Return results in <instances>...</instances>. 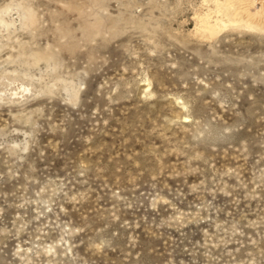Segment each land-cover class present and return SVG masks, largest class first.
Returning a JSON list of instances; mask_svg holds the SVG:
<instances>
[{
  "label": "rangeland",
  "instance_id": "374dc122",
  "mask_svg": "<svg viewBox=\"0 0 264 264\" xmlns=\"http://www.w3.org/2000/svg\"><path fill=\"white\" fill-rule=\"evenodd\" d=\"M212 0H0V264H264V30Z\"/></svg>",
  "mask_w": 264,
  "mask_h": 264
},
{
  "label": "bare ground",
  "instance_id": "6f19581e",
  "mask_svg": "<svg viewBox=\"0 0 264 264\" xmlns=\"http://www.w3.org/2000/svg\"><path fill=\"white\" fill-rule=\"evenodd\" d=\"M196 26L208 37L228 26L264 30V0H212Z\"/></svg>",
  "mask_w": 264,
  "mask_h": 264
}]
</instances>
